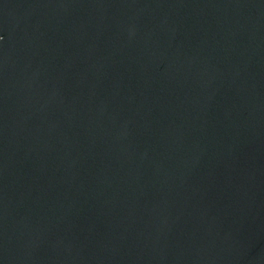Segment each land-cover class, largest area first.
Segmentation results:
<instances>
[{
    "label": "water",
    "instance_id": "water-1",
    "mask_svg": "<svg viewBox=\"0 0 264 264\" xmlns=\"http://www.w3.org/2000/svg\"><path fill=\"white\" fill-rule=\"evenodd\" d=\"M0 264H264V0H0Z\"/></svg>",
    "mask_w": 264,
    "mask_h": 264
}]
</instances>
